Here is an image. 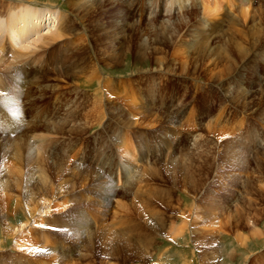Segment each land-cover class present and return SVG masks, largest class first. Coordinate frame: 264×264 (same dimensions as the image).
Listing matches in <instances>:
<instances>
[{"label":"rangeland","instance_id":"1","mask_svg":"<svg viewBox=\"0 0 264 264\" xmlns=\"http://www.w3.org/2000/svg\"><path fill=\"white\" fill-rule=\"evenodd\" d=\"M224 2L0 0L45 17L0 34V264H264V0Z\"/></svg>","mask_w":264,"mask_h":264},{"label":"bare ground","instance_id":"2","mask_svg":"<svg viewBox=\"0 0 264 264\" xmlns=\"http://www.w3.org/2000/svg\"><path fill=\"white\" fill-rule=\"evenodd\" d=\"M225 1V0H224ZM224 1H222V0H215V9H214V12L213 13H211V15L213 16L214 14H217L221 9H222V7L224 6V5H226L225 4V2ZM228 1V0H227ZM245 1H247V0H245ZM28 4H30V3H28ZM29 6V5H28ZM35 6V5H34ZM261 7V6H260ZM24 10H25V12H24ZM37 10V9H36ZM34 8L33 9H28V7H27V4L26 3H24V4H21V5H17V6H12V8H10L9 9V11L7 12V15H6V17H7V19L5 20L6 21V32H3L2 31V29L1 28H3V27H1V25H0V34L2 35V34H4L3 35V38L4 39H7V37L8 36H10V35H12V36H14L16 33L18 34V36H24V37H26V36H28L29 35V33L31 32V29H32V27H33V23H35V22H33L32 20H33V17H34V19L35 18H40L41 17V15H42V18L44 19L45 17H43V13H42V11H40V10H42V9H40V10H37L36 11ZM248 10V9H247ZM225 11V10H224ZM247 12V11H246ZM245 12V13H246ZM2 13V12H1ZM245 13H243L244 14V16H246V14ZM264 12H262V14H263ZM210 14V13H209ZM219 14V13H218ZM242 14V15H243ZM249 14H250V12H249ZM207 15V14H206ZM211 17V16H210ZM248 17V16H247ZM213 18H215V16L213 17ZM220 18V17H219ZM3 19V18H2ZM37 19V20H38ZM51 19V18H50ZM58 19L60 20V19H62L61 17H58ZM212 19V18H211ZM3 22V21H2ZM46 22V21H45ZM254 22V21H253ZM1 23V22H0ZM47 24V23H46ZM52 24V23H51ZM35 25V24H34ZM50 25V24H49ZM59 25V24H58ZM62 25V24H61ZM49 28V27H48ZM52 28V27H51ZM58 28V27H57ZM57 28H55V29H57ZM66 28V27H65ZM4 29V28H3ZM58 29H60V28H58ZM11 30V32H9ZM67 30V29H66ZM28 31H29V33H28ZM263 31V30H262ZM50 34L51 33H54L55 32V30L53 31V29H51L50 31ZM60 30H58V31H56V33H59L58 34V36L57 37H60V38H62L64 35L66 36V34L64 33V32H61ZM10 35H9V34ZM56 33H54V34H56ZM263 33V32H262ZM28 34V35H27ZM8 35V36H7ZM53 35V34H52ZM57 35V34H56ZM263 35V34H262ZM206 36V35H205ZM2 37V36H1ZM54 36H49L47 39L49 40L50 38H53ZM12 38V40H13V38L14 37H11ZM8 40H10V39H8ZM21 40V39H20ZM208 40V39H207ZM23 41V40H22ZM54 41V40H53ZM55 41H57V39L55 40ZM13 42L14 43H16V41L15 40H13ZM12 42V43H13ZM49 42V41H48ZM203 43V42H202ZM19 44V43H18ZM207 44V43H206ZM256 44V43H255ZM50 45V44H49ZM14 47V46H13ZM18 48H20V47H18ZM23 48V47H22ZM38 48H40V47H38ZM36 51V50H35ZM4 56L2 55V53L0 52V63L1 62H3L4 61V58H3ZM8 63V62H7ZM21 71V70H20ZM0 91H1V89H0ZM21 91V90H20ZM4 95V94H3ZM4 97V96H3ZM7 102V101H6ZM18 106V105H17ZM13 115H15V113H13ZM22 129V128H21ZM129 172V171H128ZM130 173V172H129ZM190 213V212H189Z\"/></svg>","mask_w":264,"mask_h":264}]
</instances>
